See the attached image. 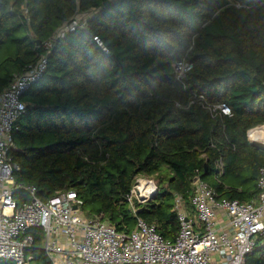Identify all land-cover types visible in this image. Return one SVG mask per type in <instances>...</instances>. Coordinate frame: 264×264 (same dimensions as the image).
<instances>
[{"label": "trees", "instance_id": "16d2710c", "mask_svg": "<svg viewBox=\"0 0 264 264\" xmlns=\"http://www.w3.org/2000/svg\"><path fill=\"white\" fill-rule=\"evenodd\" d=\"M235 1L0 0V92L47 57L22 94L10 152L17 182L44 201L74 190L88 216L128 230L136 215L126 195L138 176H157L165 185L137 215L170 239L180 229L176 196L190 208L197 177L219 198H256L264 149L247 132L264 124V0ZM79 12L91 14L47 48ZM184 57L193 68L181 81L173 64ZM220 103L231 114L206 107ZM30 232L32 264H52L43 229ZM246 264H264V237Z\"/></svg>", "mask_w": 264, "mask_h": 264}, {"label": "built area", "instance_id": "2783aa9c", "mask_svg": "<svg viewBox=\"0 0 264 264\" xmlns=\"http://www.w3.org/2000/svg\"><path fill=\"white\" fill-rule=\"evenodd\" d=\"M235 5L241 3L230 0ZM84 22L76 18L65 24L45 42L51 48L54 39L75 30ZM94 40L106 51L102 39ZM178 80L183 81L193 68L186 57L173 64ZM47 57L14 74L10 84L0 92V261L32 264L28 252L35 237L34 227L43 229V250L52 264H246V257L264 237V166L258 175L259 195L250 201L219 198L213 185L197 177L191 207L176 196L174 210L180 229L174 239L163 236L155 223L137 215L139 204L153 200L159 192L158 182L150 176H138L126 195L136 215L131 229H117L103 213L88 216L84 200L74 190L58 191L48 201L38 197L34 184L17 182L20 168L10 152L15 147L14 131L26 112L24 91L43 74ZM204 100L203 94L199 95ZM214 116L231 114L226 103L207 104ZM248 130L252 143H262L257 130ZM224 173L223 162L217 165L214 177Z\"/></svg>", "mask_w": 264, "mask_h": 264}, {"label": "rangeland", "instance_id": "374dc122", "mask_svg": "<svg viewBox=\"0 0 264 264\" xmlns=\"http://www.w3.org/2000/svg\"><path fill=\"white\" fill-rule=\"evenodd\" d=\"M91 14V13H90ZM88 12H79L76 15V18L80 21V23L84 22L88 16L90 15ZM259 132H264V127L260 128L257 130V134H259ZM155 180L156 182L159 183L160 186H164L165 183H162L161 180L159 179V177L155 176Z\"/></svg>", "mask_w": 264, "mask_h": 264}, {"label": "water", "instance_id": "95a60500", "mask_svg": "<svg viewBox=\"0 0 264 264\" xmlns=\"http://www.w3.org/2000/svg\"><path fill=\"white\" fill-rule=\"evenodd\" d=\"M109 4V1H107L106 3H105V5L107 6ZM254 146H256V147H258V148H261V149H264V144H260V143H252ZM197 179V178H196ZM195 179V180H196Z\"/></svg>", "mask_w": 264, "mask_h": 264}, {"label": "bare ground", "instance_id": "6f19581e", "mask_svg": "<svg viewBox=\"0 0 264 264\" xmlns=\"http://www.w3.org/2000/svg\"><path fill=\"white\" fill-rule=\"evenodd\" d=\"M256 134H257V132H256ZM257 135H258L259 140L262 142V144H264V132H259V134H257Z\"/></svg>", "mask_w": 264, "mask_h": 264}]
</instances>
